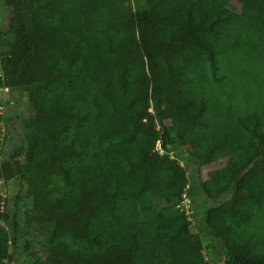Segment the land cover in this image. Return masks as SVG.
<instances>
[{
	"label": "trees",
	"instance_id": "1",
	"mask_svg": "<svg viewBox=\"0 0 264 264\" xmlns=\"http://www.w3.org/2000/svg\"><path fill=\"white\" fill-rule=\"evenodd\" d=\"M4 4L0 90L21 93L26 111L0 182L27 188L22 219L39 239L28 264H208L205 242L223 264H264V0ZM223 85L238 111L222 106ZM179 160L220 166L201 179L216 205L196 234L178 208ZM3 202L9 264L19 216L8 228Z\"/></svg>",
	"mask_w": 264,
	"mask_h": 264
},
{
	"label": "rangeland",
	"instance_id": "2",
	"mask_svg": "<svg viewBox=\"0 0 264 264\" xmlns=\"http://www.w3.org/2000/svg\"><path fill=\"white\" fill-rule=\"evenodd\" d=\"M231 7L237 9L240 12V7L236 3H232ZM7 27V8L4 4V0H0V28L6 29ZM238 64V62L236 63ZM257 63L253 61H248L243 63L237 70L238 79H246L245 73L249 69H255ZM264 69V66H261ZM229 80V79H228ZM246 81V80H245ZM225 86L226 95H221L222 106L225 109L232 108L238 111L240 106L243 105L242 101H238V96L233 95V88L230 85ZM255 86V84H253ZM221 93V92H220ZM235 93V92H234ZM231 97V98H228ZM215 102V100H213ZM0 112L3 115V122L1 125L2 142L0 145V162L5 158L9 151L17 145L24 144V133L21 125V115L26 111V103L23 95L19 92H12L9 89L0 90ZM158 147V146H157ZM160 147H158V150ZM160 154L163 155L164 152L159 150ZM181 166L185 167L189 178V186L185 190V194L182 201L179 203L178 208L182 210L192 222V233L196 234L199 232V228L202 224L203 213L209 208L216 205L214 201H210L205 198L201 189V179L206 177L208 174L219 169L220 166L217 163H211L204 166L199 164H189L186 161L179 160ZM247 172L241 174V178L246 175ZM0 193L2 194L3 202V213L7 216L6 226L10 228L14 223V216L17 212L19 219L17 223L19 225L17 229V244L13 248V259L9 264H28L27 254L25 248L28 243H33L38 245L39 242L33 237L32 233L28 232L24 225L22 219L24 213L30 208V201L26 197L27 188L21 187L19 179L11 181L8 185L0 182ZM20 196L19 202L15 204V197ZM262 233H264V222L260 228H258ZM31 234V235H30ZM40 238V237H39ZM205 250L203 255L207 260L208 264H223L221 257L218 255V251L213 249V246L209 242L204 243Z\"/></svg>",
	"mask_w": 264,
	"mask_h": 264
},
{
	"label": "water",
	"instance_id": "3",
	"mask_svg": "<svg viewBox=\"0 0 264 264\" xmlns=\"http://www.w3.org/2000/svg\"><path fill=\"white\" fill-rule=\"evenodd\" d=\"M240 178H241V176H240Z\"/></svg>",
	"mask_w": 264,
	"mask_h": 264
}]
</instances>
